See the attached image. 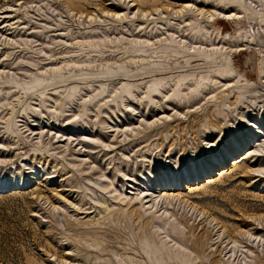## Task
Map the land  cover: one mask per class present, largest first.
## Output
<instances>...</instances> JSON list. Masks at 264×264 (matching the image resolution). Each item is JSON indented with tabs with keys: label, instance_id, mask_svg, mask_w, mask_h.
<instances>
[{
	"label": "rangeland",
	"instance_id": "obj_1",
	"mask_svg": "<svg viewBox=\"0 0 264 264\" xmlns=\"http://www.w3.org/2000/svg\"><path fill=\"white\" fill-rule=\"evenodd\" d=\"M0 264H264V0H0Z\"/></svg>",
	"mask_w": 264,
	"mask_h": 264
},
{
	"label": "bare ground",
	"instance_id": "obj_2",
	"mask_svg": "<svg viewBox=\"0 0 264 264\" xmlns=\"http://www.w3.org/2000/svg\"><path fill=\"white\" fill-rule=\"evenodd\" d=\"M261 131V130H260Z\"/></svg>",
	"mask_w": 264,
	"mask_h": 264
}]
</instances>
